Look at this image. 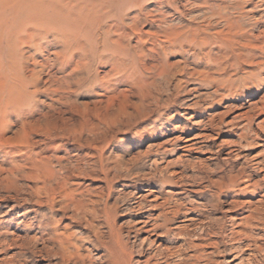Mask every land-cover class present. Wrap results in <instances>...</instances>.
I'll return each mask as SVG.
<instances>
[{
    "label": "rangeland",
    "instance_id": "obj_1",
    "mask_svg": "<svg viewBox=\"0 0 264 264\" xmlns=\"http://www.w3.org/2000/svg\"><path fill=\"white\" fill-rule=\"evenodd\" d=\"M262 220L264 0H0V264H264Z\"/></svg>",
    "mask_w": 264,
    "mask_h": 264
},
{
    "label": "bare ground",
    "instance_id": "obj_2",
    "mask_svg": "<svg viewBox=\"0 0 264 264\" xmlns=\"http://www.w3.org/2000/svg\"><path fill=\"white\" fill-rule=\"evenodd\" d=\"M186 140H189L191 143H188V145H194V144H196V143H198L199 141H197V139L195 138V137H191V138H189V139H186ZM189 147V146H188ZM257 164V163H256ZM35 191V190H34ZM233 200V199H232ZM232 202V201H231ZM232 205L231 206H236L238 203H237V201H234L233 200V203H231ZM178 205H179V203H177V204H175L174 205V208H173V210H172V212L174 213V214H177V213H179V207H178ZM225 212H227V213H229V212H231V209H226L225 210ZM252 212V211H251ZM257 213H258V210H257ZM260 213V212H259ZM256 217V216H255ZM254 217V218H255ZM252 218V214L250 213V214H247V215H244L243 217H241L240 218V222H239V224H238V226L240 225H243V224H249V219H251ZM260 218V217H259ZM230 219H233L232 217L230 218ZM253 219V218H252ZM187 220V222H191V221H193L194 219L192 218V217H189L188 219H186ZM164 221L166 222L167 221V219H164ZM168 221H170V220H168ZM167 221V222H168ZM252 221V220H251ZM256 221V220H255ZM260 221H261V219H260ZM263 221V220H262ZM264 222V221H263ZM191 223H189V224H184L183 225V228L186 230L187 229V226L188 225H190ZM236 226V225H235ZM248 226H250V225H248ZM250 236V235H249ZM188 243H190V244H192V242H191V240H189V242H187V244ZM250 245V244H249ZM192 246H194V247H197V245H194V244H192ZM246 248V247H245ZM189 257H196V258H199L200 256H198V254H195V255H189ZM187 258H185L184 257V259L183 260H181L180 262L181 263H184L183 261L184 260H186ZM231 261V259L230 260H227V262H230Z\"/></svg>",
    "mask_w": 264,
    "mask_h": 264
}]
</instances>
